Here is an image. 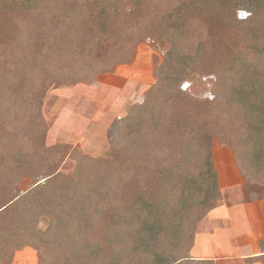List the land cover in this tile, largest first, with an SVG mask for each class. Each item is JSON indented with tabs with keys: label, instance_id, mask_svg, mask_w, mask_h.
Listing matches in <instances>:
<instances>
[{
	"label": "trees",
	"instance_id": "trees-1",
	"mask_svg": "<svg viewBox=\"0 0 264 264\" xmlns=\"http://www.w3.org/2000/svg\"><path fill=\"white\" fill-rule=\"evenodd\" d=\"M145 41L169 49L107 156L48 147L47 93L94 84ZM195 76L210 97L183 88ZM216 142L264 188V0H0V264L26 247L38 264H214L191 250L222 198Z\"/></svg>",
	"mask_w": 264,
	"mask_h": 264
},
{
	"label": "rangeland",
	"instance_id": "rangeland-1",
	"mask_svg": "<svg viewBox=\"0 0 264 264\" xmlns=\"http://www.w3.org/2000/svg\"><path fill=\"white\" fill-rule=\"evenodd\" d=\"M241 16L245 17L246 13H241ZM168 49L166 42L145 41L137 45L132 62L116 67L113 72L98 75L94 84L80 83L50 90L42 109L48 126L46 145L53 147L64 144L68 152L79 149L93 158L106 157L113 126L126 116L130 107L143 102L146 93L156 83L157 68ZM183 88L194 96L210 97L211 85L199 76L193 77ZM215 144V165L224 187L219 207L255 201L259 194L264 193V188L255 185L254 189H250L248 184H245V188L242 184L237 185L240 177L232 151L218 142ZM73 168L74 163L67 159L61 171L66 174ZM32 186L33 181L25 179L17 186V191L24 192ZM262 204L259 206L263 211ZM41 226L45 228L44 223ZM262 226L260 224V228ZM245 229L246 226L242 230Z\"/></svg>",
	"mask_w": 264,
	"mask_h": 264
},
{
	"label": "crops",
	"instance_id": "crops-1",
	"mask_svg": "<svg viewBox=\"0 0 264 264\" xmlns=\"http://www.w3.org/2000/svg\"><path fill=\"white\" fill-rule=\"evenodd\" d=\"M236 172L240 177L237 185L242 184L245 188L248 184L250 189H254V185L244 181ZM219 184L223 196L220 176ZM263 198L264 193L248 204L220 206L213 210L205 224L203 222L199 227L191 256L214 264H261L254 259L261 255L259 242L264 239V215L259 206ZM260 224H263L261 228ZM245 226L246 229L242 230ZM13 264H38L37 252L26 247L15 253Z\"/></svg>",
	"mask_w": 264,
	"mask_h": 264
}]
</instances>
